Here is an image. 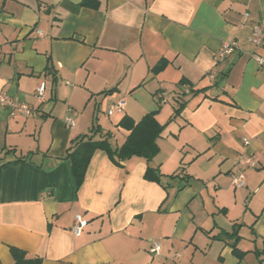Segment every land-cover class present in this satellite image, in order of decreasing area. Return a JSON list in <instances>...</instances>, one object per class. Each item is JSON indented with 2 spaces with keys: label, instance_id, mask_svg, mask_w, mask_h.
I'll use <instances>...</instances> for the list:
<instances>
[{
  "label": "crops",
  "instance_id": "crops-1",
  "mask_svg": "<svg viewBox=\"0 0 264 264\" xmlns=\"http://www.w3.org/2000/svg\"><path fill=\"white\" fill-rule=\"evenodd\" d=\"M80 2L0 0V94L30 109L0 107V264H14L10 248L41 264H264V69L251 58H264V45L249 41L264 0ZM228 42L238 50L221 59ZM120 100L113 124L124 140V115L161 108L164 125L185 106L150 163L116 165L96 151L76 189L66 151L92 126L110 133L98 108ZM241 154L256 166L234 189ZM76 216L86 222L79 236Z\"/></svg>",
  "mask_w": 264,
  "mask_h": 264
},
{
  "label": "trees",
  "instance_id": "trees-1",
  "mask_svg": "<svg viewBox=\"0 0 264 264\" xmlns=\"http://www.w3.org/2000/svg\"><path fill=\"white\" fill-rule=\"evenodd\" d=\"M75 8L97 10L99 8V2L98 0H81L78 5H75ZM165 65L166 61L160 60L151 69V72L158 73L164 69ZM184 82V79H182L180 84ZM113 90L115 89L109 90L106 93L109 94L113 92ZM214 99L217 100L216 97ZM156 103L159 107V101H156ZM184 106L183 102H178V107L164 125H160L156 120V115L159 110L146 113L138 121L124 115L116 125L117 128L127 132L124 142L119 146L114 147L110 142L111 134H102L98 126H92L89 134L74 138L66 151L64 159H68L71 163V173L76 189L81 186L86 169L96 151H104L109 159L116 165H120L121 162L133 157L144 159L147 163H150L159 152L157 145L158 138L166 125L180 115ZM97 135L98 137L96 138ZM157 171V169L148 166L145 177L150 181L156 180L158 177ZM232 248L234 255L241 258L242 253L236 249L235 244L232 245ZM10 252L14 259V264H41V259L27 258L23 251L16 248H10Z\"/></svg>",
  "mask_w": 264,
  "mask_h": 264
},
{
  "label": "built area",
  "instance_id": "built-area-1",
  "mask_svg": "<svg viewBox=\"0 0 264 264\" xmlns=\"http://www.w3.org/2000/svg\"><path fill=\"white\" fill-rule=\"evenodd\" d=\"M249 41L254 47H261L264 45V20L254 26L251 35L249 37ZM237 50L238 47L236 43L234 42L224 43L222 48L220 49L219 57L221 59H224L229 55L233 54L234 52H236ZM251 58L258 64L260 68L264 69V58L256 54H252ZM44 91H45L44 84H40L39 86L36 87L35 90L36 98L41 102L45 100ZM124 106H125V102L122 100L114 103L108 110L107 115L111 117L116 113H122ZM0 107L8 108L11 112L18 113L24 117H27L30 114V109L25 103L21 102L17 98H10L9 96L4 94H0ZM66 124L70 126L73 125L72 121L69 119L66 120ZM244 143L248 144L246 140H244ZM255 166H256L255 161L249 155L246 154L239 155L236 162V169L230 175L231 186L234 189L243 188L246 183L245 172L254 169ZM85 225L86 222L82 219V217L76 216L75 223L72 228L73 235L79 236ZM149 252L153 260H158L161 255L160 245L156 242L151 243Z\"/></svg>",
  "mask_w": 264,
  "mask_h": 264
},
{
  "label": "rangeland",
  "instance_id": "rangeland-1",
  "mask_svg": "<svg viewBox=\"0 0 264 264\" xmlns=\"http://www.w3.org/2000/svg\"><path fill=\"white\" fill-rule=\"evenodd\" d=\"M139 91H140L139 93H141V95H144L145 97L148 96L146 94V92H145L146 90L140 89ZM148 97H151V96H148ZM125 98H126V101H128L129 104H131L130 96L126 95ZM112 105L113 104H111L110 102H106V103H103L102 105H100V107L98 108V115H99V118H101V120H103V122L105 124L104 128H108V130H111L110 131L111 143L115 147L116 145L121 144L123 142L124 134H123L122 131H119L116 128L114 129V124L113 123L116 122L120 118V115L119 114H115L114 116H111L110 118L107 116V108L112 106ZM137 118H139V117H137ZM94 122H95V124L98 123V121H96V119H94Z\"/></svg>",
  "mask_w": 264,
  "mask_h": 264
}]
</instances>
